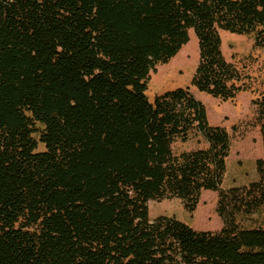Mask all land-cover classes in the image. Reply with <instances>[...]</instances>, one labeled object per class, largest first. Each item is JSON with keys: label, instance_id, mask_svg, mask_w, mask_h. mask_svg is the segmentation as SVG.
Returning a JSON list of instances; mask_svg holds the SVG:
<instances>
[{"label": "trees", "instance_id": "16d2710c", "mask_svg": "<svg viewBox=\"0 0 264 264\" xmlns=\"http://www.w3.org/2000/svg\"><path fill=\"white\" fill-rule=\"evenodd\" d=\"M191 31L193 87L255 92L220 31L264 50V0H0V264H264V227L242 223L264 210V81L257 180L228 190L227 130L187 89L147 97ZM191 140L205 147L174 151ZM206 191L217 232L149 217L150 201L191 213Z\"/></svg>", "mask_w": 264, "mask_h": 264}, {"label": "rangeland", "instance_id": "374dc122", "mask_svg": "<svg viewBox=\"0 0 264 264\" xmlns=\"http://www.w3.org/2000/svg\"><path fill=\"white\" fill-rule=\"evenodd\" d=\"M190 40L182 52L166 65L158 66L156 72L151 74L147 97L153 102L155 97L165 92L182 88L201 101L207 110L209 123L224 127L231 137V154L227 160L222 189L244 186L257 180L255 164L263 156L260 129L255 122L256 108L251 105L250 98L258 96L264 81V50L255 49L253 40L246 36L232 37L225 41L226 59L237 68L244 81L251 79L255 92L252 97L248 94V97L224 102L200 94L191 85L198 64V46L194 35ZM204 147L203 143L198 144L196 140H191L187 143L178 142L173 149L179 153ZM39 150H43V146L40 145ZM217 201V193L203 192L197 207L191 213L177 199L150 201L149 217L151 220L160 216L173 217L196 231L217 232L223 226L216 212ZM242 223L244 227H264V210Z\"/></svg>", "mask_w": 264, "mask_h": 264}, {"label": "crops", "instance_id": "0c3cea01", "mask_svg": "<svg viewBox=\"0 0 264 264\" xmlns=\"http://www.w3.org/2000/svg\"><path fill=\"white\" fill-rule=\"evenodd\" d=\"M191 34H193V32L191 31L190 32V35ZM194 35V34H193ZM220 36H221V40H222V46H221V49H222V53H223V56L225 57V59H226V56H225V54H224V46H225V41H227V40H230V39H232V37H238V35H234V34H231V33H228V32H225V31H220ZM195 37V36H194ZM196 39V38H195ZM190 42V41H189ZM186 46V45H185ZM184 48V47H183ZM182 50V49H181ZM180 50V51H181ZM226 61H228L227 59H226ZM229 62V61H228ZM200 93V92H199ZM200 94H204V93H200ZM248 94H250L251 95V97H252V94L250 93V92H241V93H239L238 95H237V97L236 98H238V97H248L247 95ZM204 95H206V94H204ZM195 97V96H194ZM196 98V97H195ZM253 98V97H252ZM252 98H250L251 100H252ZM251 100H250V103H251ZM201 102V101H200ZM202 103V102H201ZM203 104V103H202ZM204 105V104H203ZM252 105V104H251ZM205 107V106H204ZM206 109V108H205ZM206 114H207V110H206ZM207 120H208V114H207ZM208 123H209V121H208ZM210 124V123H209ZM211 125V124H210ZM211 126H218V127H222V126H220V125H211ZM224 128V127H223ZM228 132V131H227ZM230 154H231V152H230ZM229 158V157H228ZM259 159V158H258ZM227 172V171H226ZM248 184V183H247ZM246 184V185H247Z\"/></svg>", "mask_w": 264, "mask_h": 264}]
</instances>
